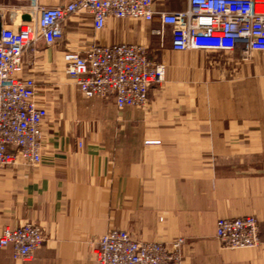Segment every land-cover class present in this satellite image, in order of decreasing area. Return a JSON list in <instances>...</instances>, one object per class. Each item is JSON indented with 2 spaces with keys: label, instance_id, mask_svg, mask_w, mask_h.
<instances>
[{
  "label": "crops",
  "instance_id": "1",
  "mask_svg": "<svg viewBox=\"0 0 264 264\" xmlns=\"http://www.w3.org/2000/svg\"><path fill=\"white\" fill-rule=\"evenodd\" d=\"M186 7V0L156 4ZM32 16L29 2L0 0V30ZM92 21L71 16L60 40H40L25 56L24 75L37 81L49 115L41 162L0 166V234L34 222L46 240L30 261L0 247V264H95L94 243L113 228L145 241L185 238L183 264H264V53L212 62L201 50H174L169 31L155 51L167 65L164 82L151 86L144 108L119 109L112 98L80 95L63 54L94 39L148 42L149 27L111 18L95 37ZM247 214L261 222L260 245L222 246L218 218Z\"/></svg>",
  "mask_w": 264,
  "mask_h": 264
},
{
  "label": "built area",
  "instance_id": "2",
  "mask_svg": "<svg viewBox=\"0 0 264 264\" xmlns=\"http://www.w3.org/2000/svg\"><path fill=\"white\" fill-rule=\"evenodd\" d=\"M29 2L33 16L18 27L0 30V166H35L42 160L43 123L49 112L39 102L35 78L25 76V56L37 44H54L64 35L71 16H92L95 37L111 18L148 24L164 42L170 31L176 51L239 52L248 59L264 53V0H186L180 10H159L164 0H69L56 6ZM65 71L86 97L112 98L119 109L147 105L150 87L164 79L165 66L149 57L142 43L99 44L66 50ZM81 144V143H80ZM257 217L219 218L216 236L228 248L261 243ZM44 240L41 226L25 222L6 227L2 247L12 245L16 258L28 259ZM183 238L172 242L140 241L128 230L113 228L100 236L96 264H183Z\"/></svg>",
  "mask_w": 264,
  "mask_h": 264
},
{
  "label": "rangeland",
  "instance_id": "3",
  "mask_svg": "<svg viewBox=\"0 0 264 264\" xmlns=\"http://www.w3.org/2000/svg\"><path fill=\"white\" fill-rule=\"evenodd\" d=\"M137 21V20H136ZM136 21H130V22H133V24H134V27H137V28H141V26L143 25L144 26V28L146 27V25H148V24H146V23H143V24H141L140 22L141 21H139V22H136ZM135 24H137V26L135 25ZM133 26V25H132ZM149 27V26H148ZM107 29V28H106ZM105 29V30H106ZM104 30V31H105ZM104 31H102V32H100L99 34L101 35ZM148 33H149V36L151 37V38H149V40H148V42H139V43H142V44H144V45H146L147 47H148V53H149V57H150V59H152L153 61H156V62H159V63H161V64H164V66H165V74H164V79L162 80V81H160V82H155V83H153L152 85H154V84H161L162 82H164V80H165V78H166V72H167V65H166V63L164 62V61H162L161 60V58H160V55H158L157 54V52H155V51H158V48H162V47H164V45L166 44V40L164 41V42H161V40H160V38H158V37H156V36H154V35H152L151 34V31H150V28H148ZM155 49V50H154ZM153 50H154V52H153ZM261 53V52H260ZM203 54H204V56H205V58H208V59H210L212 62H213V60H214V57L215 56H221V55H226V54H228V53H213V52H204L203 51ZM239 56V61H241V62H250V61H252L253 59H254V57L256 56V53H254V55L252 56V57H250V58H248V59H244L240 54L238 55ZM71 78V77H70ZM76 84V83H75ZM151 85V86H152ZM77 86V85H76ZM78 87V86H77ZM151 88V87H150ZM39 92H40V90H39ZM79 93H80V95H82V96H84L85 98H90V97H86L81 91H80V89H79ZM254 95V94H253ZM93 98H99V97H92V98H90V99H93ZM101 99H104V98H101ZM148 101H149V95H148ZM148 101H147V103H148ZM146 106V105H145ZM145 106H142V107H138V108H144ZM117 107V106H116ZM118 108V107H117ZM126 108H128V107H126ZM124 109V108H123ZM148 143H151L152 141H150V140H148L147 141ZM155 142V141H154ZM81 145V144H80ZM22 165V164H21ZM247 215H253V216H255V217H257L256 215H254V214H247ZM243 216H246V215H243ZM237 217H242V216H237ZM237 217H229V218H237ZM220 218H223V217H220ZM219 219V218H218ZM257 219L259 220V218L257 217ZM218 221V220H217ZM259 223H260V229H261V222H260V220H259ZM216 224H217V222H216ZM118 229H121V228H118ZM41 230L43 231V235H44V240H43V242H42V244L35 250V252H34V254H33V256L32 257H30V258H28V259H20V258H16L15 256H14V254H13V247H12V245L10 244V245H8V246H5V247H3V248H10L11 249V253H12V256H13V258L14 259H16V260H25V261H30V260H33L34 258H35V256H36V254H37V252H38V250L43 246V244H44V242H45V240H46V237H45V233H44V230H43V228L41 227ZM126 230V229H125ZM4 231V230H3ZM3 231H2V233H3ZM1 233V234H2ZM1 234H0V236H1ZM215 237L217 238V236H216V232H215ZM136 238V237H135ZM182 238V237H181ZM99 239V238H98ZM184 239V242H183V244H182V255H183V245H184V243H185V238H183ZM218 239V238H217ZM139 240V239H138ZM219 240V239H218ZM260 240H261V234H260ZM141 241V240H140ZM142 241H145V240H142ZM157 242H162V241H157ZM219 242L221 243V241L219 240ZM166 243V242H165ZM222 244V243H221ZM260 245V244H259ZM258 245V246H259ZM96 246H97V240L95 241V243H94V246H93V252H94V255H95V250H96ZM222 246H224L223 244H222ZM0 247H2L1 245H0ZM224 247H226V248H228L227 246H224ZM257 247V246H256ZM231 249H237V248H231ZM95 264H96V255H95Z\"/></svg>",
  "mask_w": 264,
  "mask_h": 264
},
{
  "label": "water",
  "instance_id": "4",
  "mask_svg": "<svg viewBox=\"0 0 264 264\" xmlns=\"http://www.w3.org/2000/svg\"><path fill=\"white\" fill-rule=\"evenodd\" d=\"M30 19V18H29Z\"/></svg>",
  "mask_w": 264,
  "mask_h": 264
}]
</instances>
